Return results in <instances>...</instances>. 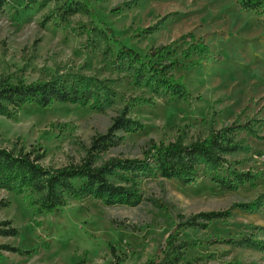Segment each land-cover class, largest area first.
<instances>
[{"label":"rangeland","instance_id":"obj_1","mask_svg":"<svg viewBox=\"0 0 264 264\" xmlns=\"http://www.w3.org/2000/svg\"><path fill=\"white\" fill-rule=\"evenodd\" d=\"M86 1L91 15L63 22L61 7L81 0H33L28 9L5 0L0 8V83L74 75L112 90L102 105L31 104L0 114V146L39 150L44 167L61 168L79 163L92 139L125 112L131 129L113 132L118 146L95 158L100 167L113 159H142L151 141L187 144L237 120L254 129L237 135L248 151L227 160L241 171L264 172V12H241L236 0ZM161 46L175 50L170 76L182 80L189 98L170 100L135 85L116 61L123 48L144 59ZM201 171L187 186L140 180L132 205L107 206L88 196L70 198L51 213L0 190V222L18 232L0 237V245L19 250L2 252L0 264H145L159 256L178 224L229 210L227 220L179 230L176 264H264V178L227 191ZM254 202L251 212L234 208Z\"/></svg>","mask_w":264,"mask_h":264},{"label":"trees","instance_id":"obj_2","mask_svg":"<svg viewBox=\"0 0 264 264\" xmlns=\"http://www.w3.org/2000/svg\"><path fill=\"white\" fill-rule=\"evenodd\" d=\"M5 0H0V8ZM33 0H18L25 9L33 5ZM241 12H264V0H236ZM89 14L86 0L66 2L61 7L59 21L69 16ZM97 31V28H93ZM108 34L109 30H104ZM101 33V32H100ZM194 45L193 49H197ZM175 50L161 46L152 48L144 59L128 49H121L116 61L121 69L131 73L137 86H145L153 93H162L170 100L187 99L190 92L181 79H174L170 71L176 66L173 60ZM0 83V114L9 116L25 105H35L40 109L50 108L56 103L71 105H102L109 99L111 88L103 82L91 78L69 75L66 79L55 78L48 81L24 83L21 80ZM132 122L126 119L125 112L114 120L112 128L103 136L92 139L87 155L79 163H70L61 168L44 167L40 162L44 154L39 150H26L22 145L13 144L10 148L0 146V190L22 195L39 212L51 213L67 205L68 199L93 197L102 200L107 206L132 205L137 199L138 181L150 179L175 180L182 185L197 183L201 169L211 173L210 181L221 190H235L244 184H254L264 178V172L241 171L227 156H233L248 148L238 141L240 132L252 133L251 122L235 121L219 130L211 131L204 139L187 144L181 139L165 145L150 142L143 152L142 159L110 160L100 167L95 166V158L118 146L113 132L130 130ZM79 182V186H75ZM2 204L0 203V207ZM256 203L237 204L244 212H251ZM230 210L200 214L176 226L165 247L155 260L145 264H176L181 244L177 242L178 232L184 227H204L212 221L229 218ZM201 221V225L197 221ZM18 232L8 221L0 222V237L12 238ZM2 252L19 253V250L0 245ZM118 263V262H117ZM114 263V264H117Z\"/></svg>","mask_w":264,"mask_h":264},{"label":"bare ground","instance_id":"obj_3","mask_svg":"<svg viewBox=\"0 0 264 264\" xmlns=\"http://www.w3.org/2000/svg\"><path fill=\"white\" fill-rule=\"evenodd\" d=\"M194 83V82H193Z\"/></svg>","mask_w":264,"mask_h":264}]
</instances>
